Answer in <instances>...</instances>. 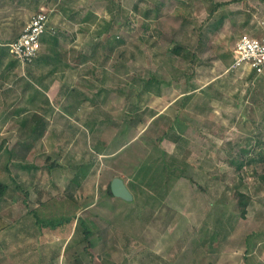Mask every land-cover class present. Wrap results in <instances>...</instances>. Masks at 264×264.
I'll return each mask as SVG.
<instances>
[{"label": "rangeland", "instance_id": "1", "mask_svg": "<svg viewBox=\"0 0 264 264\" xmlns=\"http://www.w3.org/2000/svg\"><path fill=\"white\" fill-rule=\"evenodd\" d=\"M43 10L40 55L83 49L93 59L87 77L64 69L51 87L49 66L34 73L0 48V180L9 185L0 264H264V75L231 67L242 34L264 36V0H0V42ZM50 87L69 108L50 104ZM83 96L107 104L100 122L107 112L126 123L80 125ZM180 107L187 137L166 152ZM162 109L167 118L151 116ZM34 113L44 119L37 139L27 128ZM114 150L112 160L96 154ZM155 159L171 165L169 187ZM142 162L155 170L148 182ZM118 176L132 201L107 194ZM238 191L251 198L245 218Z\"/></svg>", "mask_w": 264, "mask_h": 264}, {"label": "crops", "instance_id": "2", "mask_svg": "<svg viewBox=\"0 0 264 264\" xmlns=\"http://www.w3.org/2000/svg\"><path fill=\"white\" fill-rule=\"evenodd\" d=\"M0 21H5V17H4V15H3V17H1L0 18ZM23 29L24 28H22V30L21 29H19V30H17L16 32H13V34H12V38L10 39V40H8V41H6V42H10V41H12V40H14V39H16L19 35H20V33L23 31ZM42 46V45H41ZM83 49H81V51L80 52H77V54H70V53H66V52H62L60 49H58V51L56 50H54L55 52H47V53H44L43 55H40V53H39V55H38V57L36 58V60H35V62L33 63V64H30V65H28V67L30 66V70L31 71H34V73H35V67L34 66H38L39 67V69L40 70H45L44 69V67H46V66H49L48 68H47V73L45 74L46 75V79H48L49 80V83L48 84H46V85H48L49 86V84H50V86L52 87V86H54V87H56L55 85H59L60 83H63L62 82V79H61V76H62V72H63V70L65 69V70H67L68 71V73H72V74H75V71H77L78 70V73L81 75L82 74V76H81V78L82 77H87V75L85 74V72H84V74L81 72V68H83L84 69V66L83 65H85V62H88V61H92V52H90L91 54H87L86 52H84L85 50H83ZM37 63V64H36ZM58 71H60L59 73V75L57 76V78L55 79V74L58 72ZM81 73H80V72ZM40 72V71H39ZM77 74V73H76ZM74 76V75H73ZM72 76V77H73ZM76 78V79H75ZM73 77L72 79L70 78L69 80H68V82L69 83H76L75 84V86L77 85V83H80V81H79V79H78V77ZM51 79H53V80H51ZM78 79V80H77ZM75 81V82H74ZM66 83V82H65ZM62 85V84H61ZM51 87L49 88V91L48 92H46L47 93V95H48V97L50 98V104L51 105H53L54 104V101L55 100H53L54 99V97H56L54 94H51L52 92H53V89H51ZM63 89V90H62ZM64 89H65V87H62L61 88V90H62V92H60L61 93V96H62V94H63V92H64ZM78 89H81V88H79V87H76V92L78 91V92H81L80 90H78ZM45 92V91H44ZM187 94L188 93H185L184 95H182V97L183 96H187ZM52 95H54V97H52ZM177 100V99H176ZM56 103H57V105L56 106H59L60 108H69V106H70V103H69V101H62V100H56L55 101ZM93 100H90L87 96H83V100L82 101H80V103L79 102H76V108H78V106L79 107H81L82 109H89L90 111H86V113H85V118L89 115V120H84V121H82V120H80L81 122H80V125H85V124H88V125H90V126H95V125H98L99 123H102V124H105L106 126H110V127H112V126H114L115 124H117L119 121H122V123H126V121H127V119H118V121H116V118H115V116H114V114H108L107 112H105V115H104V120L103 121H101L100 122V119L98 118V115L100 114L99 113V111H98V108H100V109H103V108H106V106H107V104H106V106H105V104L102 102V101H98V102H94ZM172 102H175V100H173ZM125 104V102L123 101L122 102V104ZM49 104V105H50ZM80 104V105H79ZM173 104V103H172ZM126 105V104H125ZM125 106H123L122 108H124ZM169 107V106H168ZM168 107H166V108H168ZM165 108V109H166ZM82 109H81V111H82ZM165 109L163 110H161L160 112H157V113H155V115L153 116V117H155L156 119H164V118H167L166 117V115H163L164 114V111H165ZM175 111H176V114H174L172 117H173V120L177 123V127L176 128H178V130H176L175 128H173L172 129V132L173 133H176V134H172V140L170 141L171 143H170V145H168V147H166V149L164 148V150L166 151V152H170V150L171 149H173L174 147H175V144H177L178 143V141L180 140V139H184V137H187L185 134H183L182 132H184L183 131V129L184 128H187L188 126H189V124H188V122L187 121H189V118L187 117V118H183V120H179V116H180V114H182L183 115V113L184 112H187V107H184V108H182V110H181V107L180 108H178V109H175ZM182 112V113H181ZM189 112H187V114H188ZM113 115V116H112ZM188 116V115H187ZM67 117L68 116H66V119H67ZM139 117V116H138ZM153 117L152 118H150V119H148V124L152 121V119H153ZM181 117V116H180ZM142 118H140L139 117V119H137V120H141ZM68 120V119H67ZM143 120V119H142ZM129 121H130V119H129ZM128 121V123H130ZM127 123V124H128ZM138 123H140V122H138ZM143 123V122H142ZM180 123H182L183 125H181ZM147 124V125H148ZM174 123H172V122H170V125L168 126V128H166L165 129V133H167L168 132V130H169V128L171 127L172 128V126L174 127V125H173ZM146 125V126H147ZM95 128V127H94ZM94 128H91L89 131L90 132H93V130H94ZM147 128V127H146ZM141 131H144L143 129L142 130H140V133H141ZM177 131V132H176ZM179 131V132H178ZM76 133H78L77 131H76ZM76 135V134H75ZM124 135V132H122V134H121V139H122V141L125 139V137L123 136ZM180 137V139H178ZM135 140V139H134ZM166 146V145H165ZM163 148V147H162ZM115 150L113 151V152H111V154H104V153H102L101 154V152H96V154H98L99 156H101V157H105V158H109V157H111V160H112V158L114 157V155H115ZM143 164V162L141 163V165ZM112 167V166H111ZM108 168H109V171H110V173H111V170L114 168H110V166H108ZM145 169H147L146 170V172H144V170H142L141 168L140 169H138L137 171H140L141 172V175H140V177H142L141 179L143 180V181H145V182H148L149 181V176H150V173H151V171H152V173H154L155 172V170L154 169H148V168H145ZM84 174V173H83ZM118 177H120V176H118ZM121 178H123V180L125 181V179H124V177H121ZM130 190V189H129ZM131 191V190H130ZM132 192V191H131ZM133 198H134V195H133ZM75 201H76V203H78L77 202V200L75 199V197L73 198ZM79 217V220H80V216H78ZM75 218V217H74ZM73 218V219H74ZM68 242V241H67ZM68 244V243H67ZM66 245V244H65ZM65 247H67V245L65 246ZM66 249L67 248H65V252H66Z\"/></svg>", "mask_w": 264, "mask_h": 264}, {"label": "built area", "instance_id": "3", "mask_svg": "<svg viewBox=\"0 0 264 264\" xmlns=\"http://www.w3.org/2000/svg\"><path fill=\"white\" fill-rule=\"evenodd\" d=\"M49 20L50 16L46 11L35 13L20 35L10 42H0V48H5L23 66L32 64L39 55ZM233 52L232 69L248 71L255 76L264 75V36L242 34L235 43Z\"/></svg>", "mask_w": 264, "mask_h": 264}, {"label": "trees", "instance_id": "4", "mask_svg": "<svg viewBox=\"0 0 264 264\" xmlns=\"http://www.w3.org/2000/svg\"><path fill=\"white\" fill-rule=\"evenodd\" d=\"M217 5H222V4L221 3H218ZM43 40H44V35L42 37V41H41L42 43H43ZM54 43L56 44V40H55ZM3 50L5 51V49L1 48V51H3ZM171 51H172V53L176 54L177 56H181V57H183L185 59H188L189 52L186 51V50H184L180 45L173 46V48L171 49ZM15 61H17V60H15ZM251 75L253 77L255 76L254 73H252ZM150 114H151V116H154L152 112H150ZM134 120H131V122L134 121ZM134 122L135 123L136 122L137 123L138 122L142 123L143 120L142 119L141 120H136ZM43 123H44L43 116H41L40 114H37V113L32 114L31 120L27 124V128H29L30 132L35 135L34 136L35 139L39 138L43 134V132H44V127L42 125ZM178 139H180V137ZM164 153L166 154V152H164ZM259 158H261V156ZM149 163H151V159L150 158H149ZM154 163H157V165L161 164V169H162L161 174L162 175L164 174L165 177L167 178L166 184L169 187L170 186V180H171L170 179V175H171V172H172V171L170 172V170H173L171 168V165H169L166 160H164V161L163 160L158 161V159H155ZM54 165H56V164L55 163L50 164L49 168L51 169V167H54ZM142 166H144V167H141V169L144 170V172H146L147 169H145V168H148V166H145V164H142ZM151 168H149V169H151ZM137 178H139V177H137ZM111 182H112V179L108 183L107 194L109 196H112L113 197L114 195H113V192H112V189H111ZM8 190H9V185L6 182L0 180V200H2L3 197L7 194ZM238 198H239L238 200H239V204H240V208H241L240 209L241 210V216H242V218H245L246 217V213H247V208H248V205H249V202H250L251 198L246 193L241 192V191H238ZM71 202L74 204V206H76L75 210H77L80 207V206H78L79 203H76V201L73 198L71 199ZM31 212H33L35 214V216L37 217V215H36L37 213H36L35 210H31ZM75 214L76 213L74 212V215H71L73 217L63 216V218H60V219H54V218H51L50 219V218H48L47 219V222H46V219H44L45 220L44 223H45V225L48 224L50 226L57 227V226L63 224L64 222H70L72 220V218L75 217ZM37 219H38V222H41L42 221V219L39 218V217H37ZM80 221H81V218H80ZM41 223H43V222H41ZM89 234H90V230H87L86 229V231H85L86 238H87V236Z\"/></svg>", "mask_w": 264, "mask_h": 264}, {"label": "water", "instance_id": "5", "mask_svg": "<svg viewBox=\"0 0 264 264\" xmlns=\"http://www.w3.org/2000/svg\"><path fill=\"white\" fill-rule=\"evenodd\" d=\"M111 189L113 192V195L116 197H119L125 201H132L133 200V194L127 187L125 181L121 177H115L113 178L111 182Z\"/></svg>", "mask_w": 264, "mask_h": 264}]
</instances>
